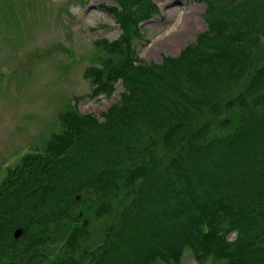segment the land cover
<instances>
[{"label": "trees", "instance_id": "1", "mask_svg": "<svg viewBox=\"0 0 264 264\" xmlns=\"http://www.w3.org/2000/svg\"><path fill=\"white\" fill-rule=\"evenodd\" d=\"M115 1L121 36L95 41L103 60L84 75L93 95L120 78L125 91L101 119L56 112L60 131L0 178V264H160L187 249L200 264H264V0H200L206 29L137 67V21L156 7Z\"/></svg>", "mask_w": 264, "mask_h": 264}, {"label": "rangeland", "instance_id": "2", "mask_svg": "<svg viewBox=\"0 0 264 264\" xmlns=\"http://www.w3.org/2000/svg\"><path fill=\"white\" fill-rule=\"evenodd\" d=\"M151 1L159 13H154L150 20L137 21L140 29L131 43L137 55L133 62L136 67L161 65L164 57H178L206 29L203 1ZM113 5L118 3L115 0H0L2 166L8 161L12 163L27 149L44 147L50 133L60 131L56 112L71 105L101 119L107 107L119 100L120 93L125 91L121 78L113 92L88 97L91 85L83 77L85 66L103 60L95 40L111 41L121 36L116 24L118 14L107 10ZM257 23V29H264V11ZM258 38L254 50L264 55V36ZM116 52H108L105 57L115 60ZM245 83L239 82L237 88L225 87L218 92V98L235 97ZM222 128L226 127H219L218 132ZM183 258L182 264H196L188 253Z\"/></svg>", "mask_w": 264, "mask_h": 264}, {"label": "water", "instance_id": "3", "mask_svg": "<svg viewBox=\"0 0 264 264\" xmlns=\"http://www.w3.org/2000/svg\"><path fill=\"white\" fill-rule=\"evenodd\" d=\"M22 234L21 228H16V230L13 231L14 238L19 237Z\"/></svg>", "mask_w": 264, "mask_h": 264}]
</instances>
